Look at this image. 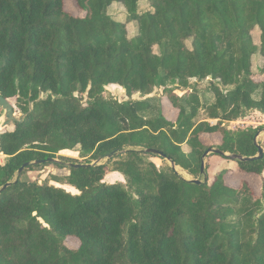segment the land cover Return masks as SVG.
<instances>
[{
	"label": "trees",
	"instance_id": "16d2710c",
	"mask_svg": "<svg viewBox=\"0 0 264 264\" xmlns=\"http://www.w3.org/2000/svg\"><path fill=\"white\" fill-rule=\"evenodd\" d=\"M141 1L148 10L140 12ZM116 4L126 10V22L109 15ZM77 5L82 17L69 13L65 0H0V97L21 114L35 103L23 123L0 133L8 157L0 190L13 183L0 194V264H264V184L256 196L247 180L229 183L231 169L212 179L206 173L196 184L171 164L161 169L153 162L168 158L200 180L213 136L224 153L258 155L259 128L233 132L224 124L251 111L264 116V79L255 78L264 75V0ZM113 85L127 101L106 96ZM157 91L178 111L176 124L164 115ZM41 92L45 99L38 102ZM65 151L79 152L85 162L60 156ZM40 161L45 164L33 165ZM235 163L242 177L263 178L264 157ZM25 164L31 165L17 180ZM43 166L67 168L64 183H57L78 194L21 179ZM108 172L125 183L106 184ZM69 238L80 247H67Z\"/></svg>",
	"mask_w": 264,
	"mask_h": 264
},
{
	"label": "rangeland",
	"instance_id": "374dc122",
	"mask_svg": "<svg viewBox=\"0 0 264 264\" xmlns=\"http://www.w3.org/2000/svg\"><path fill=\"white\" fill-rule=\"evenodd\" d=\"M149 7H147L146 2L141 1L140 2V12H144L148 10ZM65 9L71 13L74 16L77 17H82L83 12L79 9L77 5V0H65ZM109 15L111 18L114 20H117L119 22H126L127 21V12L126 10L120 6V5H115L113 9L109 10ZM128 33L129 37L133 38L137 35L138 33V26L136 23L128 24ZM261 33L258 29H255L252 32V37L253 41L257 46H260L261 40H260ZM187 46L188 48H192V41H187ZM155 53H159L158 48L156 47ZM263 65V58L260 54H257L253 57V72L259 75L260 69ZM255 78H259L260 80L264 79V75L260 76H255ZM192 86L197 88L199 90H208L209 88V83L208 82H202V83H197L196 81H192ZM156 95L162 96V93L160 91L155 92ZM106 96L109 98H114L118 100L119 102H125L128 100L125 90L119 86H110L106 88ZM162 102H163V109H164V115L166 118L173 122L174 124L177 123V118H178V111L171 105L170 101L167 99V97L162 96ZM2 113L0 109V114ZM18 116L21 115V113ZM206 116L202 114L199 117V120H205ZM211 124L215 125L217 122L216 121H209ZM226 129L229 131H238V130H245L249 128H254V129H260L261 131L258 134L257 137V143L259 146H261L264 149V116L260 113L258 114V111H251L250 113L246 114L245 117L232 121V122H227L224 124ZM15 126L12 125L8 128V130H14ZM220 137L213 136L209 137V143L214 145L213 148H216V146L219 144ZM187 150V149H186ZM60 156H64L66 158H73L78 160L80 163L85 162L84 160H81L79 157V152L77 151H65L60 154ZM108 161L107 160H102L100 163L101 164H106ZM153 162L159 167V168H165L166 166L170 165L168 161H160L158 159H153ZM96 163V162H95ZM206 165H208V170H206V173L209 175V179H212L218 172L222 171L223 169H231L232 172L230 174L231 178L229 181L230 184L232 185H238V183L242 180H247L250 185L253 187L254 192L256 196H260L262 192V186L264 184V175L263 178L260 177H253L249 176L247 178H244L241 176L240 173H238L237 168V163H235L232 160L225 159L223 157L215 156V155H210L206 158ZM109 168H112L110 166ZM111 171V170H110ZM178 173L183 176L187 180H193L196 179L194 176H191L190 174L187 173V175L181 173V171L177 170ZM111 173V172H108ZM70 174L69 170L67 168L65 169H58L54 166H43V167H38L35 168L31 171H29L26 175H23L21 177L22 180L27 181V182H38L40 184H43L45 181H50L52 185L55 186H65L62 185L58 182L64 183V179ZM112 174V173H111ZM111 174H108L110 177ZM118 175V174H117ZM105 178V183L106 184H116L118 181L114 180L113 182H110V179ZM109 179V181H108ZM200 180L204 181L205 177L202 176ZM124 181V178H123ZM122 181V182H123ZM65 188V190H68L69 192L73 194H78V191L75 189H71L70 187H61ZM66 246L69 247L70 249H78L80 247V242L77 239L74 238H69L66 241Z\"/></svg>",
	"mask_w": 264,
	"mask_h": 264
},
{
	"label": "water",
	"instance_id": "95a60500",
	"mask_svg": "<svg viewBox=\"0 0 264 264\" xmlns=\"http://www.w3.org/2000/svg\"><path fill=\"white\" fill-rule=\"evenodd\" d=\"M45 99L44 93L41 92L39 95V99L38 102L42 101ZM34 102H31L29 105V113L28 114H21L20 116H18L15 112V107L6 99H4L3 97H0V109L2 111V113L0 114V131H4L6 129H8L10 126L17 124V123H23L25 121V119L33 113L34 111ZM258 137V136H257ZM257 146H258V155L253 157V158H245L242 156H238V155H231L228 153H224L219 149H209L205 155H204V161L202 163V168H201V176H206V158L210 155H220V156H225L228 157L230 160L232 161H253V160H259L262 159L264 157V149L258 145V143L256 142ZM148 154H152V155H156L159 157H163L166 158L164 156L163 153L157 151V150H148L147 151ZM117 155V153H112L110 154L106 160H110L112 158H114ZM166 161H168L171 166L177 171V167L174 163L171 162L170 159H166ZM47 163H60L59 160L56 159H48L46 161ZM45 161H40V162H35L33 165H44ZM96 164V163H95ZM95 164H92V166H94ZM31 164H25L19 171L17 174V180L20 178V176L26 171V169L30 166ZM69 168H80V167H87L89 165H75V164H66ZM97 165H104L101 164L100 162H98ZM16 180V182H17ZM187 180V179H186ZM196 184H202L203 181L198 180V179H193V180H187ZM15 182V183H16ZM13 183H9L7 185H5L1 190H0V194L5 191L8 187L12 186Z\"/></svg>",
	"mask_w": 264,
	"mask_h": 264
},
{
	"label": "crops",
	"instance_id": "0c3cea01",
	"mask_svg": "<svg viewBox=\"0 0 264 264\" xmlns=\"http://www.w3.org/2000/svg\"><path fill=\"white\" fill-rule=\"evenodd\" d=\"M258 114H260V112H258ZM209 121H214V120H208V122ZM186 150V149H185ZM187 151V150H186ZM158 160H160V159H158ZM161 161V160H160ZM155 163V162H154ZM230 169V168H229ZM235 169H238V165H237V168H235ZM112 173V172H111ZM111 173H107V176H106V178H108L109 176H108V174H111ZM118 174V175H117ZM123 176L120 174V173H118V172H115V173H112L111 175H110V177H109V179H110V182H113L114 180H116V181H118V183H125V179H124V181H123ZM109 179H108V181H109ZM123 181V182H122ZM58 187H67V185H65V186H58ZM68 187H70V186H68ZM71 189H72V187H70ZM65 189V188H64Z\"/></svg>",
	"mask_w": 264,
	"mask_h": 264
},
{
	"label": "built area",
	"instance_id": "2783aa9c",
	"mask_svg": "<svg viewBox=\"0 0 264 264\" xmlns=\"http://www.w3.org/2000/svg\"><path fill=\"white\" fill-rule=\"evenodd\" d=\"M17 113H20V112H16V114ZM17 115H19V114H17ZM1 132L2 131H0V133ZM7 161H8V157L2 153V151H1V145H0V167L4 166Z\"/></svg>",
	"mask_w": 264,
	"mask_h": 264
},
{
	"label": "bare ground",
	"instance_id": "6f19581e",
	"mask_svg": "<svg viewBox=\"0 0 264 264\" xmlns=\"http://www.w3.org/2000/svg\"><path fill=\"white\" fill-rule=\"evenodd\" d=\"M177 170L181 171V170H180V169H178V168H177ZM181 173H183V174L187 175V173H184V172H182V171H181ZM187 176H188V175H187Z\"/></svg>",
	"mask_w": 264,
	"mask_h": 264
}]
</instances>
